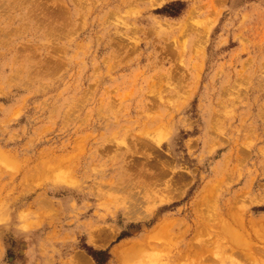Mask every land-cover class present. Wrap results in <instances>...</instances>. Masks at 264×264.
Here are the masks:
<instances>
[{"label":"rangeland","instance_id":"obj_1","mask_svg":"<svg viewBox=\"0 0 264 264\" xmlns=\"http://www.w3.org/2000/svg\"><path fill=\"white\" fill-rule=\"evenodd\" d=\"M79 254L264 264V0H0V264Z\"/></svg>","mask_w":264,"mask_h":264},{"label":"bare ground","instance_id":"obj_2","mask_svg":"<svg viewBox=\"0 0 264 264\" xmlns=\"http://www.w3.org/2000/svg\"><path fill=\"white\" fill-rule=\"evenodd\" d=\"M200 43V45H201V42H200V40H198L197 41V44H199ZM199 45V46H200ZM1 155H3V153H1ZM165 174L164 173H162V175L161 176H164ZM166 183H167V181H166ZM169 183V182H168ZM167 183V184H168ZM171 183H172V185H170V186H177V185H182V183H181V180H172L171 181ZM166 186V185H165ZM168 191V190H167ZM170 191V190H169ZM175 191V190H174ZM166 192V191H165ZM167 193V192H166ZM169 193V192H168ZM170 193H171V191H170ZM175 194V193H174ZM171 196H173V195H171ZM178 196V195H177ZM171 198V197H170ZM170 198H167V199H170ZM173 200V199H172ZM161 201V200H160ZM129 204V203H128ZM137 208L138 207H136V206H133L132 207V205H130V206H128L127 207V209H126V215L128 216V217H130V218H138V215H141V216H139V217H144L145 215L143 214V213H140V212H138L137 211ZM165 220L163 219V220H161L153 229H152V231H154V230H156L157 228H161V227H163L164 226V224H165ZM95 243V242H94ZM129 244V243H128ZM121 245H123V244H121ZM121 245H119L117 248H115L114 249V253H115V255L116 256H118V257H120V255L122 254L121 252L123 251L121 248H123ZM128 247V246H127ZM132 247V246H131ZM131 247H129V248H131ZM121 253V254H120ZM213 255V254H212ZM214 256V255H213ZM77 258H79V259H82V260H84L86 257L84 256V255H78V257ZM86 260H87V258H86ZM86 264H91L88 260H87V263Z\"/></svg>","mask_w":264,"mask_h":264}]
</instances>
